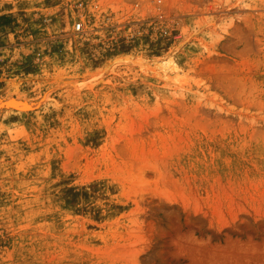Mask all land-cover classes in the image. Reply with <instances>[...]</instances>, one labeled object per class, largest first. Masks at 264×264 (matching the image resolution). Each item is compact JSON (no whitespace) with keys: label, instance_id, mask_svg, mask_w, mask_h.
<instances>
[{"label":"rangeland","instance_id":"obj_1","mask_svg":"<svg viewBox=\"0 0 264 264\" xmlns=\"http://www.w3.org/2000/svg\"><path fill=\"white\" fill-rule=\"evenodd\" d=\"M0 264H264V0H0Z\"/></svg>","mask_w":264,"mask_h":264},{"label":"built area","instance_id":"obj_2","mask_svg":"<svg viewBox=\"0 0 264 264\" xmlns=\"http://www.w3.org/2000/svg\"><path fill=\"white\" fill-rule=\"evenodd\" d=\"M80 26H81V23L80 22H76L75 25H74V28L76 30H78L80 28Z\"/></svg>","mask_w":264,"mask_h":264}]
</instances>
